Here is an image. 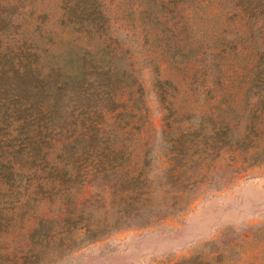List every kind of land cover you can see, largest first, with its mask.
Listing matches in <instances>:
<instances>
[{"label":"trees","instance_id":"16d2710c","mask_svg":"<svg viewBox=\"0 0 264 264\" xmlns=\"http://www.w3.org/2000/svg\"><path fill=\"white\" fill-rule=\"evenodd\" d=\"M244 36L235 90L224 54ZM226 155L264 166V0H0V264L181 212Z\"/></svg>","mask_w":264,"mask_h":264},{"label":"rangeland","instance_id":"374dc122","mask_svg":"<svg viewBox=\"0 0 264 264\" xmlns=\"http://www.w3.org/2000/svg\"><path fill=\"white\" fill-rule=\"evenodd\" d=\"M237 51L242 53L236 55ZM224 58L222 86L237 90L248 82V36L229 45ZM169 75L187 88L190 79L172 71ZM184 103L182 97L179 107L185 112L192 106ZM152 117L154 128L159 129L163 121L156 109ZM234 157L226 155L219 163L230 165L222 170L221 183L200 189L183 211L148 227L124 229L49 264H175L197 255L215 257L216 264H264V166L248 167L239 155V170L232 172ZM91 192L87 188L84 195Z\"/></svg>","mask_w":264,"mask_h":264}]
</instances>
